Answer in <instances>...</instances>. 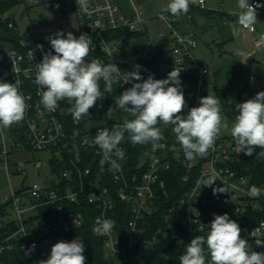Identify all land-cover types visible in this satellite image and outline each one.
Listing matches in <instances>:
<instances>
[{"label":"built area","instance_id":"1","mask_svg":"<svg viewBox=\"0 0 264 264\" xmlns=\"http://www.w3.org/2000/svg\"><path fill=\"white\" fill-rule=\"evenodd\" d=\"M21 1L30 6L49 2L67 3L73 20L67 22L62 17L63 23L59 28L49 30L44 36L34 34L26 42L15 33V24L11 19L4 18L5 29L11 33L0 31V82H18L19 91L28 106L22 122L10 128L0 126V166L6 169L8 165H14L19 173L23 163L21 155L43 151L49 153L50 166L42 182L23 184L18 192L11 193L10 201L2 207L4 213L0 217V226L10 230L0 239V264L9 263L10 259L3 261V257L14 252L19 253L16 264H40L41 260H46L59 237L84 226L85 206L91 207L94 213L92 234L102 240L109 258L116 264L140 260L143 255L155 250L154 241L143 238L144 230L140 224L161 208V199H168L164 175L171 171L173 165L188 170L182 178L184 183L191 179L189 172L192 174L197 170L192 186L175 205L166 207L163 217L166 231L178 237L175 246L179 250L185 252L188 243L197 235L206 237L212 219L207 211L211 206L225 208L230 219L239 224L241 237L252 245V250L264 252V246L255 245L256 239L264 242V218L251 226L245 222V214L257 212L260 205L255 198L247 195L249 181L241 184L242 177L230 166L237 155L236 145L231 139L218 136L208 156L199 158L196 164L185 159L180 144L173 146L174 150L170 152L164 141H159L164 147L153 149L150 144L134 162H130L121 143L118 147L124 151L125 158L117 161L121 170L114 172L109 163L101 164L102 151L94 139L99 130L111 131L114 126L122 127L126 121L134 119L129 112L121 109L116 102L107 105L100 99L89 110V115L74 121L68 111L71 106L67 99L59 101L54 111L44 109L40 102L38 91L41 89L34 83L35 65L42 61L46 53L55 54L45 38L63 31L65 35L72 32L77 38L82 33L92 38L90 61L98 59L104 65L113 63L118 66L120 74L118 78H113L112 85L119 94L133 83H142L150 75L157 79L159 74H169L174 69L180 71V76L192 74L190 86L183 91L186 106L181 115H187L192 107L199 105L202 97H206L209 73L206 68L190 69L194 65L191 51L196 43L176 32L175 16L169 13L157 17L166 26L169 36H159L158 43L146 40L140 48H136L135 40L145 33L142 14L134 9L129 16L124 15L116 0H88V12L81 11L76 0ZM206 2L195 0V6L203 9ZM251 4L255 6L257 2L252 1ZM64 26L66 29L62 28ZM241 28L255 32L253 25ZM166 63L170 64L168 68H165ZM136 65L140 66L142 80L125 83L126 73L135 71ZM11 157L17 161H11ZM35 164L36 168L41 167V162ZM209 176L216 179L212 188L224 187L227 190L216 195L212 191L211 201L207 200L211 187H200L198 183L202 177ZM117 203L123 206L118 207ZM124 213L127 214V222L122 228L117 217L122 218ZM98 217L115 222L110 234L95 230ZM32 244H35V249L26 255ZM162 258L164 264H176L169 255ZM206 264H211L207 252Z\"/></svg>","mask_w":264,"mask_h":264},{"label":"clouds","instance_id":"2","mask_svg":"<svg viewBox=\"0 0 264 264\" xmlns=\"http://www.w3.org/2000/svg\"><path fill=\"white\" fill-rule=\"evenodd\" d=\"M78 8L88 12V0H76ZM190 0H169L165 11L173 16L186 14L189 11ZM58 7V5H57ZM264 4L255 6L249 0H238L241 10L237 16V24L248 28L257 22V9ZM55 54L46 53L40 63L35 65L34 83L41 91V104L44 109L54 111L62 100L74 101V106L68 111L74 121H79L89 110L103 99L104 93H111L114 77H119L120 70L116 64H102L98 59L86 62L89 56L92 38L82 33L78 38L68 32L57 31L46 37ZM39 47H43L40 45ZM243 54V53H238ZM180 71H171L166 79H154L151 75L142 83H133L126 89L116 103L134 119L126 121L123 126H114L99 130L94 143L102 151L101 164L109 163L111 170H121L118 160L125 158V153L118 146L128 134L134 145L151 143L153 149L165 145L159 141L164 139L157 124L172 125L176 142L181 145L185 159L196 157L206 158L209 149H213L221 128L228 129L227 123H222L220 100L207 95L202 97L199 106L192 107L187 115H181L186 100L181 89ZM103 79L104 93L100 91L99 81ZM140 81V66L135 71L126 73L124 82ZM25 97L19 91L18 82H0V126L10 128L25 118L27 109ZM239 113L232 123L230 133L240 151L252 156L257 147L264 148V91L258 92L254 98L235 105ZM115 157V158H114ZM216 181L214 176L201 178V186L211 187ZM241 184L247 183V178H241ZM213 195L227 192L224 187L213 188ZM247 195L258 198L264 195V189L252 185ZM95 230L101 234H110L115 222L111 219L98 217ZM205 236L197 235L188 243L184 254L179 257L180 264H206V252L211 264H264V252L252 250V245L241 237L239 224L230 219L227 213L215 215L208 226ZM257 247L264 246L260 239L255 240ZM206 246V248H205ZM35 249V244L29 246L26 255ZM84 245L80 239L71 242L58 241L51 247L50 255L40 264H85Z\"/></svg>","mask_w":264,"mask_h":264},{"label":"rangeland","instance_id":"3","mask_svg":"<svg viewBox=\"0 0 264 264\" xmlns=\"http://www.w3.org/2000/svg\"><path fill=\"white\" fill-rule=\"evenodd\" d=\"M116 1L124 15L129 16L134 9L142 14L145 33L135 40L136 48H140L146 40L158 43L159 36H169L166 26L157 19L160 14H169L165 11L169 0ZM252 1L264 4V0H249L250 3ZM203 9L217 13L205 16L195 12L191 17L181 14L174 23L179 27V35L189 34L188 37L196 43L191 51L194 65L190 69L200 67L208 70L206 96L213 95L220 100L222 123H227L229 128H221L219 137L232 139L230 128L239 114L235 105L264 91V7L257 9L261 13L257 14L253 34L243 29L235 32L232 27V21H237L241 11L238 0H208ZM3 17L13 20L15 33L23 37V42L30 41L34 34L44 36L49 30L59 28L62 17L67 22L73 20L70 5L61 2L33 6L20 2L5 11ZM165 65L168 68L170 64ZM68 103L74 106V101L68 100ZM236 150L239 153L237 144ZM21 156L23 163L19 173L14 165H8L6 169L0 166V207L9 202L11 193L18 192L23 184L42 182L50 167L49 153L46 151L27 152ZM199 158L191 160V163L196 164ZM261 158H264V153ZM10 160L17 161L15 157ZM36 162H41V167L36 168Z\"/></svg>","mask_w":264,"mask_h":264},{"label":"trees","instance_id":"4","mask_svg":"<svg viewBox=\"0 0 264 264\" xmlns=\"http://www.w3.org/2000/svg\"><path fill=\"white\" fill-rule=\"evenodd\" d=\"M22 2L21 0H0V31L3 33H11L7 29H5L4 22L5 17L3 14L9 8L15 6L16 4ZM199 11H203L198 7H189V12L194 9ZM91 56L86 58V62H89ZM168 74L158 75L157 79H166ZM181 81V89L182 91L187 90L190 86L193 76L192 74H187L183 76H179ZM100 91L104 93L105 84L103 80L99 81ZM113 91L111 93H104L103 100L107 105L114 104L118 96L121 94L116 92L115 86L112 85ZM157 127L160 128L161 133L164 136L162 141L166 142L170 147V152H173V146L179 145L176 142V138L174 133L172 132V128L174 126H166L162 122L157 124ZM233 144L236 145L235 140L231 139ZM123 143L124 149L128 156V161L134 162L135 158L141 153L147 150L149 145H134L130 142L128 134L125 135ZM264 153V148H255L253 150L252 156H247L243 151H239L236 156H234L233 161L230 163V166L234 172H236L239 176L247 178L249 181V188L252 185H255L261 189H264V158H261V155ZM188 174V170L181 166L173 165L171 171L164 175V180L166 183V191L168 193V199H161V208L157 210L151 217L147 218L143 223L140 224L142 229L144 230L143 238L146 240L154 241L155 250L152 252H148L143 255L142 258L136 262L130 264H150L151 262H157L158 264H164V260L162 258L163 255H169L172 260L176 264H180L179 257L184 254V250H179L175 243L177 241V236L172 234L170 231H166V227L163 221V217L166 214V207L168 205H175L177 200L184 194L193 184V176L197 174V170L189 172V176L191 179L184 183L182 182V178ZM191 174V175H190ZM258 201L260 208L256 211L247 212L245 214L246 224L255 225L261 219L264 218V195H261L258 198H255ZM118 207L123 206L120 203H117ZM86 218L85 224L83 227L71 231L61 237H59L58 241H66L71 242L74 239H80L84 245L85 251L84 256L86 257L85 264H116L113 259L109 258L103 248V242L100 238L95 237L92 234V225H93V211L91 207L85 206ZM3 208L0 207V217L2 216ZM208 214L211 216V221L214 219L215 215H223L226 213V209L223 207H211L208 209ZM127 214H123L122 218L117 217V220L120 224V227L124 228L125 223L127 222ZM210 221V222H211ZM10 229L8 227L0 226V239L4 237ZM19 256L18 252L11 253L9 256L3 257V261L6 259H10V262L7 264H16L17 257Z\"/></svg>","mask_w":264,"mask_h":264},{"label":"crops","instance_id":"5","mask_svg":"<svg viewBox=\"0 0 264 264\" xmlns=\"http://www.w3.org/2000/svg\"><path fill=\"white\" fill-rule=\"evenodd\" d=\"M208 1V0H207ZM189 7H195V0H190V4H189ZM204 10V9H203ZM70 11H71V7H70ZM200 13V14H202V15H205V16H210V15H212V14H216L217 12L216 11H205L204 10V12L203 11H199V10H197L196 8L193 10V11H191V12H189V13H186L185 15H187V16H190L191 17V15L193 14V13ZM260 13H261V11H259ZM169 13V12H168ZM71 15H72V17H73V13H72V11H71ZM178 16H175V18H177ZM176 21V20H175ZM237 21L236 20H233L232 21V27H233V24L234 23H236ZM191 24V23H190ZM174 27H175V30H176V32L178 33V30H179V27H178V25H176L175 23H174ZM234 29V28H233ZM239 29H242L241 28V26L239 27V25L237 26V28H236V30L234 29V31L235 32H237ZM244 30V29H243ZM247 31V30H246ZM249 32V31H248ZM250 33V32H249ZM251 34H253V33H251ZM180 36H183V37H187V38H191V37H188L189 36V34H182V35H180ZM256 47L258 46V44H256L255 45ZM21 158H22V156H20Z\"/></svg>","mask_w":264,"mask_h":264},{"label":"water","instance_id":"6","mask_svg":"<svg viewBox=\"0 0 264 264\" xmlns=\"http://www.w3.org/2000/svg\"><path fill=\"white\" fill-rule=\"evenodd\" d=\"M61 23H63V20L61 21ZM237 26H238L237 22L233 24V28H234L235 30H236ZM212 189H213V188L211 187L210 190H209V194H208V196H207V200H209V201L212 200Z\"/></svg>","mask_w":264,"mask_h":264}]
</instances>
